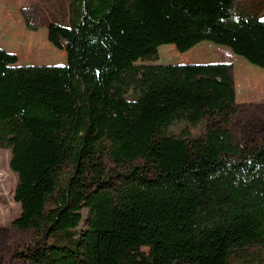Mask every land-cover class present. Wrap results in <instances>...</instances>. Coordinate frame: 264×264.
Listing matches in <instances>:
<instances>
[{
    "label": "trees",
    "instance_id": "1",
    "mask_svg": "<svg viewBox=\"0 0 264 264\" xmlns=\"http://www.w3.org/2000/svg\"><path fill=\"white\" fill-rule=\"evenodd\" d=\"M231 5L161 0L114 22L112 0H68L69 25L50 22L47 33L64 65H15L0 48V147L17 176L13 200L72 167L29 219L24 264H229L245 245L264 248V138L244 151L225 127L236 104L232 64H136L147 53L161 60V45L185 52L200 39H225L259 62L264 18ZM209 116L219 123L187 132Z\"/></svg>",
    "mask_w": 264,
    "mask_h": 264
},
{
    "label": "rangeland",
    "instance_id": "2",
    "mask_svg": "<svg viewBox=\"0 0 264 264\" xmlns=\"http://www.w3.org/2000/svg\"><path fill=\"white\" fill-rule=\"evenodd\" d=\"M18 5L21 13L29 18L27 27L29 29H37L39 27L36 35L37 40L41 37L40 30L43 28L42 25L47 24L53 18L59 19L65 12H68V0H20ZM153 5L147 6L145 10H134L135 7L132 4L127 9L132 15L129 14L128 16L132 18L136 16L135 14L141 15L143 13L140 16L143 17L148 14L145 11H148ZM263 5L264 0H232L231 8L233 10H255L259 12L260 17L263 16L262 18H264V10L261 9ZM7 8L8 0H0V39L9 47L17 49L19 47L14 43L13 38L10 36L3 37L4 34L1 35L4 27L3 16ZM219 22L217 20L213 23H200L198 26L201 28L205 24H219ZM194 47L188 51L179 52L173 44L161 45L155 48L161 50L159 53L164 55L161 60H153L154 56L150 51L149 55L147 53L140 56L145 59L144 61H137L136 64L231 63L233 66L232 74L236 104L225 127L241 149L244 151L252 149L264 138V70L260 66H256V63H248L242 57L232 53L225 39L220 44L217 41L212 42L211 40L200 39V43ZM19 49L23 50V53L15 65H46V60L53 56L43 46H37L30 52L24 51L22 46ZM193 58L201 59L200 62H186ZM55 64L62 63L56 62ZM256 75L259 77L258 80ZM218 123L219 118L217 116H209L204 118L199 124L190 126L187 132L192 137H200L207 127ZM179 126H183V124L171 125L166 128L165 133H168V131L177 133ZM10 157L9 148L0 147V264H24L21 254L34 241V234L30 228L29 219L35 211L43 208L44 195L55 186L56 179L57 183L64 182L72 172V167L69 163L58 166L34 189L24 202L15 203L13 193L17 176L9 168ZM232 157L236 159L238 155ZM102 158L108 169H112L115 173L121 171L120 168L113 165L105 153L102 154ZM138 163L143 164L142 161H137L134 164ZM84 215L85 217L87 215L85 210ZM85 225V221H82L77 230L83 229ZM171 264L179 263L174 262ZM229 264H264V248L255 244L245 245L230 260Z\"/></svg>",
    "mask_w": 264,
    "mask_h": 264
},
{
    "label": "crops",
    "instance_id": "3",
    "mask_svg": "<svg viewBox=\"0 0 264 264\" xmlns=\"http://www.w3.org/2000/svg\"><path fill=\"white\" fill-rule=\"evenodd\" d=\"M161 2V0H112V4L114 3V13H113V19L114 22H123L126 20H135L138 19L140 16L143 15H137L135 17L129 18V12L127 9L132 4L134 5V10H145L147 6L153 5L150 9L153 10V8L157 7V5ZM20 0H8V8L5 12V15L3 16V37L10 36L13 38L14 43L17 44L19 48L21 46L23 47L24 51H32L37 46H43L45 47L53 56L46 57L48 58L46 61V65H64L66 60V52L65 50L59 49L57 51V48H55L47 39V33H48V25L50 22H57L60 24H63L65 26L69 25V16L68 12H65L63 16L59 19L53 18L50 20L47 24L42 25V30H40L41 37L37 40L36 35L39 30V27L36 30H31L27 27L24 15L21 13L19 9ZM145 11L150 12L151 10ZM263 16H261L262 18ZM206 41V40H205ZM200 43V42H199ZM198 44V43H197ZM196 44V45H197ZM0 48L4 49L7 52H11L17 55L18 59L20 55L23 53V50L17 48H12L6 45L1 39H0ZM193 48V47H192ZM195 48V47H194ZM201 59V58H200ZM200 59L193 58L192 60H187L186 62H200ZM56 62L62 63V64H55ZM64 62V63H63ZM264 57L262 60H260L257 63H263ZM256 63V64H257Z\"/></svg>",
    "mask_w": 264,
    "mask_h": 264
}]
</instances>
